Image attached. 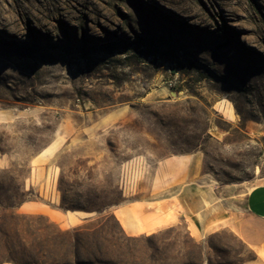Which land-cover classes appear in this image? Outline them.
<instances>
[{"label": "rangeland", "instance_id": "obj_1", "mask_svg": "<svg viewBox=\"0 0 264 264\" xmlns=\"http://www.w3.org/2000/svg\"><path fill=\"white\" fill-rule=\"evenodd\" d=\"M0 24V264L254 257L176 218L128 236L111 210L264 183V0H0Z\"/></svg>", "mask_w": 264, "mask_h": 264}, {"label": "crops", "instance_id": "obj_2", "mask_svg": "<svg viewBox=\"0 0 264 264\" xmlns=\"http://www.w3.org/2000/svg\"><path fill=\"white\" fill-rule=\"evenodd\" d=\"M186 156L188 159L183 164L194 167L196 154ZM219 193L209 179L190 180L178 187L173 200L169 199L168 211L162 200L157 207L160 196L146 194L115 206L111 213L128 236L154 232L174 218L185 222L196 240L227 229L254 254L241 264H264V183L249 188L238 202L232 195Z\"/></svg>", "mask_w": 264, "mask_h": 264}, {"label": "trees", "instance_id": "obj_3", "mask_svg": "<svg viewBox=\"0 0 264 264\" xmlns=\"http://www.w3.org/2000/svg\"><path fill=\"white\" fill-rule=\"evenodd\" d=\"M0 221H2L1 223H4V219L3 218H0ZM57 231H58V233H60V234H67L68 233V231H62V230H60V229H57ZM72 231H74V233H77V232H80V231H83V228L82 227H80V226H78V227H74L73 229H72ZM78 250L76 249L75 251H73V256L75 257V258H77V256H78ZM96 262H104L105 264H113V263H109V262H105V261H100V260H95V261H76V264H94V263H96Z\"/></svg>", "mask_w": 264, "mask_h": 264}, {"label": "bare ground", "instance_id": "obj_4", "mask_svg": "<svg viewBox=\"0 0 264 264\" xmlns=\"http://www.w3.org/2000/svg\"><path fill=\"white\" fill-rule=\"evenodd\" d=\"M2 25V24H0ZM1 27V26H0ZM188 157L186 155H179V156H176L175 157V161L178 163V164H183L185 163V161H187ZM176 163V164H177ZM75 213H77L80 217H85L86 214L85 212L81 211V210H75L74 211ZM76 221V218L74 216H72L71 214H69V222L71 224L75 223Z\"/></svg>", "mask_w": 264, "mask_h": 264}]
</instances>
